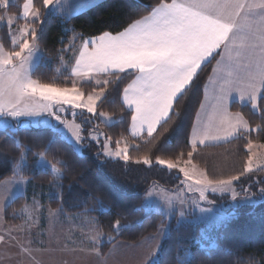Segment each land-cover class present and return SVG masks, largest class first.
Listing matches in <instances>:
<instances>
[{
  "label": "trees",
  "instance_id": "1",
  "mask_svg": "<svg viewBox=\"0 0 264 264\" xmlns=\"http://www.w3.org/2000/svg\"><path fill=\"white\" fill-rule=\"evenodd\" d=\"M14 2L5 10L0 7V19L4 13L20 16L23 0ZM164 2L170 3L171 0ZM159 3L160 0H102L83 12L64 18L47 13L43 0H33V6L41 13L32 24L37 30L36 43L43 55L32 72V78L41 84L69 87L73 58L67 47L72 33L75 43L104 33L118 34L150 14ZM18 23H22L20 18ZM0 41L5 50H11L8 29L4 25L0 26ZM218 56L215 54L200 68L175 101V111L170 114L172 118L159 126L151 138L133 139L129 135L131 112L122 104L121 94L134 78L133 72L119 74L120 79L112 76L105 86L104 97L97 104V114L105 112L113 116L115 121L112 124L99 122L97 114L95 118L84 112L74 116L84 137L81 153L56 128L0 129V183L17 176L27 179L36 191L51 187L48 204L62 217L85 214L96 220L104 239L99 246L101 255L118 241L136 244L157 233L168 220L161 212L146 205L148 191L153 186L176 191L183 185L180 173L158 164V158L175 162L189 157L191 151L193 155L189 159L203 169L209 179H227L231 175H240L247 163L249 141L262 145L264 150V115H261L260 107L253 110L249 105L237 103L231 105V110L244 116L250 125L248 133L220 145L195 149L189 145L204 86ZM80 89L87 95L97 88L82 84ZM258 103L264 107V100ZM257 128L258 131L253 130ZM94 132L103 134L111 147H115V142L122 137L135 144L127 153L129 159L103 157L102 146L90 139ZM41 152L58 171V178L50 168L38 166ZM22 157L25 162L19 165ZM145 157L148 164L142 162ZM235 185L238 189L248 188L239 198L250 195L252 202L240 203L235 198V206L226 210L229 219L210 229L214 246H201L198 242L201 231L207 229L205 225L179 222L174 216L169 221L155 264H264V193L260 191L264 188V168L240 176ZM209 198L211 205L215 206L230 200L228 196L218 195ZM25 203L24 196L15 198L4 210V221L19 223L21 218L13 219L10 214L20 211Z\"/></svg>",
  "mask_w": 264,
  "mask_h": 264
},
{
  "label": "snow or ice",
  "instance_id": "2",
  "mask_svg": "<svg viewBox=\"0 0 264 264\" xmlns=\"http://www.w3.org/2000/svg\"><path fill=\"white\" fill-rule=\"evenodd\" d=\"M58 2L59 0H43V6L47 8ZM255 7L257 5L249 4L246 0H171L170 3L160 0L149 15L137 20L119 34L104 33L90 41L86 40L79 50L74 75L81 80L94 79L98 74L120 79L119 74L129 71L135 73V78L123 89V105L131 110L132 135L136 136L144 130L151 138L158 126L166 124L172 118L170 114L175 111L177 97L184 93L196 77L202 62L213 57V54L223 59L227 53L231 59L233 48L246 47L250 50L248 62L238 65L242 74L234 84L222 88L217 98V111L223 114L219 129L213 132L205 126L201 132L195 133L191 144L195 148L197 143L203 145L208 141L227 139L236 135L240 129L247 131L250 127L239 113L228 112L229 93L237 92L242 99L247 98L252 109L260 107L261 115H264V107L258 103L264 100V15L258 22H253L250 13ZM258 7L264 10V3ZM25 9L24 16H30L33 22L40 18V9L30 2L25 3ZM245 30L247 35L241 36L240 44L237 45L238 34ZM30 34L35 39V27H31ZM33 51L28 39L20 43L19 51L5 53L0 48V117L7 118L5 124L9 120L18 121L23 117L41 124L38 118L47 114L70 129L79 144L84 139L80 135V125L68 124L62 120L56 115L53 105H67L95 114L97 102L104 97L105 89L85 95L77 88L76 81H73L71 88L38 84L28 77L25 67ZM25 52L27 55H24ZM228 75L231 77L233 74L229 72ZM96 83L106 86L110 81L101 82L97 79ZM36 94H39V103L35 106H21L24 100L35 97ZM100 115L107 117L105 112ZM43 124L56 128L48 120ZM253 130L258 131L259 128ZM252 147L253 144L249 141V152ZM104 148L107 149V144ZM104 154L112 155L107 150ZM44 155L43 152L39 153L41 159ZM114 155L125 161L129 159L127 149L119 146ZM192 155L190 151L188 156ZM142 162L148 164L149 160L145 157ZM157 163L166 164L169 169L176 167L171 161L159 158ZM252 163L253 157L249 155L240 175H231L227 179H209L203 176L188 184L187 188L198 193L199 201L207 200L206 192L209 190L213 193L233 191V182L253 171ZM179 171L186 179L191 178L185 168H180ZM260 191L264 193V188ZM181 203H184L183 199ZM192 203L199 207L196 199ZM180 215L183 216V212ZM116 227H120L119 222ZM165 231L160 229L161 234Z\"/></svg>",
  "mask_w": 264,
  "mask_h": 264
},
{
  "label": "rangeland",
  "instance_id": "3",
  "mask_svg": "<svg viewBox=\"0 0 264 264\" xmlns=\"http://www.w3.org/2000/svg\"><path fill=\"white\" fill-rule=\"evenodd\" d=\"M100 1L102 0H59L58 3H53L47 7V13L67 18L72 13L83 12ZM66 5H70L71 10L64 11ZM0 7L5 10L7 3L1 0ZM22 18L26 20V23L22 22L19 24V18L17 16L7 13H4L1 17L0 26L4 25L8 29L11 50H5L1 41L0 48H2L5 53L19 51L20 43L24 39H28L34 51L25 67L28 77L34 80L32 78V72L43 55L41 48L36 43L37 30L35 39L30 34L31 27H35L32 23L37 20L33 22L30 16L25 17L24 14ZM74 36L75 35L72 33L71 39ZM24 55H27V52H25ZM73 81L77 82V88L84 93L80 89L77 80L68 81L71 84L68 88L73 86ZM36 82L41 84L38 81ZM94 87L97 89H94L89 94L100 91L98 87ZM103 88L105 89V86ZM39 102V94H36L35 97H29L24 100L21 106H35ZM61 108L63 109L62 111ZM69 109L71 110L69 111ZM53 110L57 116H60L61 119L65 120L68 124L78 125L80 124L75 121L74 116L78 112L88 113L85 110L62 104L53 105ZM88 114L95 118L94 116L97 112L95 114ZM5 119L7 118L0 117V129L14 130L17 127L51 128L43 124L45 120H48L50 124L56 125V130L59 134L71 143L76 150L80 153L83 151V140L77 144L71 130L64 125H60L59 122L53 120L51 117L47 116V114L38 118L41 124H37L26 117L18 121L9 120L8 123L5 124ZM96 119L106 125H110L115 121L113 116L107 114L105 118L101 117L100 113L97 114ZM89 129L91 130V128ZM80 135L83 137L81 125ZM90 139L100 144L103 149V157L110 159H123L122 157H116L114 155L117 146L126 148L128 153L129 149L135 145L122 137L115 142V147H110V141L105 138L103 134L98 132L91 133ZM105 144H107V149L104 148ZM106 150L112 153V155H105L104 153ZM250 154L253 157L252 169L257 170L264 168V150L262 145L253 143ZM24 162L25 158L22 157L19 165ZM172 163L176 165V167L172 169L178 171L182 176L183 185L176 191H169L159 186H153L145 197L146 205L153 210L161 212L168 220L165 225L160 227V229L163 228L166 231L161 234L159 229L157 233L148 235L136 244L118 241L111 246L105 255H101L99 252V246L104 239L97 228L96 220L85 214L62 217L58 210L52 209L48 204L52 196L51 187L36 191L27 179L17 176L2 181L0 183V264H155L161 243L168 232L169 221L174 216L177 217L179 222L191 221L205 225L208 231L205 229L201 231L198 242L201 246H214V235L210 229L218 227L229 219L230 214H228L226 210L231 206H235V198L240 203L248 204L252 202L250 195L239 198V195L242 193L245 194L248 188L238 189L235 185L236 181H234L232 189L235 193V198H233V191L213 193L209 190L206 192L207 200L199 201L198 193L189 191L187 185L194 183L195 179H202L203 176H206L203 169L195 165L189 157L186 159H179ZM19 165L16 169V174L19 172ZM38 166L41 168H50L53 174L58 178V171L44 158L41 159L38 157ZM163 166L167 167L166 164ZM180 168H185L190 173L191 178L186 179L184 174L179 171ZM210 195L228 196L230 200L228 202H222L221 206H215L211 205L212 201H210ZM19 196H24L26 198V203L20 211L10 215L16 220L21 218V221L19 220V223L5 222L4 210ZM181 199L184 200V203H181ZM193 199L198 201L199 207L192 203ZM201 209L205 211H201ZM181 212H183V216L180 215Z\"/></svg>",
  "mask_w": 264,
  "mask_h": 264
},
{
  "label": "crops",
  "instance_id": "4",
  "mask_svg": "<svg viewBox=\"0 0 264 264\" xmlns=\"http://www.w3.org/2000/svg\"><path fill=\"white\" fill-rule=\"evenodd\" d=\"M3 1L6 2L8 5V4H11L12 2H14L16 0H3ZM26 2H30V4L33 6V0H23V4H22V8H21V14L18 18H20V20L24 23H26V20L24 18H22V16L24 14V11L26 10L25 9V3ZM246 2L249 4H252V5H257V7L253 8L252 12L250 13V19L253 22H258L260 17L262 15H264V10H262L260 7H258V5L264 3V0H246ZM47 10L48 9L46 8V11ZM68 10H71L70 5H66L64 7V11H68ZM75 14H77V13H72L71 15H69V17H71ZM69 17H67V18H69ZM254 26H255V24H254ZM111 35H117V34H111ZM245 35H247V30H245V32H243V33L238 34L237 45L240 44V37L245 36ZM99 36H101V35H99ZM99 36H97V37H99ZM97 37L85 38V39L79 41L78 43L74 42L75 37H73L71 39V43L67 47V49L71 50V55L73 58V63H72V66L70 67V77H71V80H77L79 83V86L82 84H91V85L96 86L99 89H101L105 85L103 83L97 84L96 83L97 79L100 80L101 82H103L104 80L111 81L112 76H108L105 74H98L94 79H88V80H81L80 77L74 75V70L76 69V62H77L79 50L84 45V42L86 40L90 41L91 39H94ZM237 53H239V56H237ZM214 55L215 54H213V56ZM249 55H250V50L247 49L246 47L245 48L235 47L232 49L231 59L229 58L227 53H225V56L223 59H221V57L218 56V59H217L216 63L214 64L212 72H211L210 76L208 77L206 84L204 86L202 101H201L199 109L195 115L194 122H193V125L191 128V131H190L189 145L192 148H193V146L191 144V140L194 138L195 133L201 132L205 128V126H207L213 132H215L216 130L219 129L223 114L217 111V108H216L217 98L220 96L222 88L229 87L231 84H234L236 82L237 77L242 74V70L240 67H238V65H243V64L247 63ZM211 58L212 57H210L207 61L202 62L201 67L206 62H208ZM129 72H131V71H129ZM229 72H232V74H233L231 77L228 75ZM135 76H136V74H135ZM135 76H134V78H135ZM131 81L129 83H131ZM127 85H126V87H127ZM121 101L123 104V91L121 94ZM233 103H237L239 105L251 106V104L248 102L247 98L242 99L240 97L239 93H237V92L229 93L227 107H228L229 113H231V114L239 113V112H235V111L231 110V105ZM124 107L127 109L126 106H124ZM127 110L131 112L130 109H127ZM239 114L243 117L244 120H246L241 113H239ZM128 131H129L130 137L133 139H141L143 136H147V132L144 130L138 132V134L136 136L132 135L131 118H130V122H129ZM249 131H250V127L247 131L244 129H240L238 131V133L232 137H229L227 139H222L219 141H208L203 145L197 143L195 148L224 144V143L229 142V141L233 140L234 138L238 137L240 134H245V133H248ZM195 148H193V149H195Z\"/></svg>",
  "mask_w": 264,
  "mask_h": 264
}]
</instances>
